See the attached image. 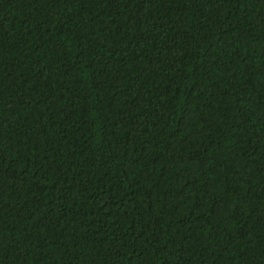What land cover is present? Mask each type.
Instances as JSON below:
<instances>
[{
  "label": "trees",
  "instance_id": "1",
  "mask_svg": "<svg viewBox=\"0 0 264 264\" xmlns=\"http://www.w3.org/2000/svg\"><path fill=\"white\" fill-rule=\"evenodd\" d=\"M0 264H264V0H0Z\"/></svg>",
  "mask_w": 264,
  "mask_h": 264
}]
</instances>
